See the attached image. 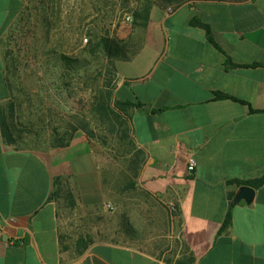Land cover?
<instances>
[{
	"label": "crops",
	"instance_id": "0c3cea01",
	"mask_svg": "<svg viewBox=\"0 0 264 264\" xmlns=\"http://www.w3.org/2000/svg\"><path fill=\"white\" fill-rule=\"evenodd\" d=\"M154 1L146 22L137 0L110 35L127 51L115 59L116 99L139 105L135 155L105 149L140 163L144 193H123L114 224V160L85 131L64 146L7 141L1 42L23 0H0V264H264V182L251 203L230 198L238 182L264 179V0Z\"/></svg>",
	"mask_w": 264,
	"mask_h": 264
},
{
	"label": "rangeland",
	"instance_id": "374dc122",
	"mask_svg": "<svg viewBox=\"0 0 264 264\" xmlns=\"http://www.w3.org/2000/svg\"><path fill=\"white\" fill-rule=\"evenodd\" d=\"M136 2L23 0L17 21L6 30L1 42V54L13 92L10 104L16 110L15 114H10L11 105L4 108L3 119L6 117L8 123L18 127L15 134L18 145L54 142V130L62 135L68 130V124H90L95 134L103 133L104 126L98 124L99 117L95 113V98L105 93L104 85L113 71L103 53L94 57L87 49L95 45L100 36H110L126 15L134 11ZM62 55L89 60L85 68L71 70L62 62ZM91 138L104 158L114 160L105 168V182L112 196L110 205L113 207L109 209L115 224L126 214L129 195L130 201H138L144 193L136 189L138 173L134 166L123 158L114 159L115 155L106 152L110 147L105 149L98 138ZM114 145L113 141L111 146ZM116 145L118 147V143ZM130 150L134 151L132 147ZM133 158L135 156H130L128 160ZM127 190L129 195L123 194ZM113 232L120 234L116 228ZM185 250L184 247L183 252ZM183 258L190 260L184 253Z\"/></svg>",
	"mask_w": 264,
	"mask_h": 264
},
{
	"label": "trees",
	"instance_id": "16d2710c",
	"mask_svg": "<svg viewBox=\"0 0 264 264\" xmlns=\"http://www.w3.org/2000/svg\"><path fill=\"white\" fill-rule=\"evenodd\" d=\"M176 0H166L167 4H171ZM125 2V1H124ZM129 2V1H128ZM154 0H138V5H136L134 16L138 20H142L146 22L149 16L150 7L155 3ZM196 23V22H195ZM193 23V24H195ZM199 25L203 26L209 31V27L201 22H197ZM87 52L94 56L97 53H103L106 58L109 60V65L112 67V75H110L109 79L104 85L105 93H101L99 97H96L97 103H93V107L95 108V113L99 117L98 124L104 128L102 129L103 133H97L96 131L91 128V125H70L68 124V130L65 131L62 135L58 133V130L55 129V144L58 145H66L69 144L74 134L79 131L83 130L89 134L91 137L98 138L103 145L111 146L112 142L118 143V147L116 145L113 146L114 151L119 156L122 153L123 147L126 145L129 148L132 147L136 148V141L134 136V128L132 124V114L131 110L133 106L139 105L138 103H133L130 101H120L116 99L115 96V88L117 83V75L115 71V59L117 57H122L126 54V49L123 41H120L116 38L110 36H100L97 43L91 47H88ZM62 62L67 66L68 69H75V68H85V64L88 63L87 58H73L68 57L66 55L61 56ZM11 108L9 107L10 114H15V106L10 104ZM3 116V115H2ZM3 118V117H2ZM7 118L4 117L2 119L3 129L5 131V135L7 137V141L11 144L18 145L17 139L15 134L18 133V127L13 123H8L6 120ZM127 141V143H126ZM123 144V145H122ZM20 146V145H18ZM139 153H141L139 151ZM134 169H136L137 173L140 168L139 162H133ZM137 175V174H136ZM264 182V179H260L258 181L253 182H238L240 185H251L253 187H258ZM230 198L234 200L233 194L230 195ZM232 218V207L228 210L224 227H227Z\"/></svg>",
	"mask_w": 264,
	"mask_h": 264
},
{
	"label": "water",
	"instance_id": "95a60500",
	"mask_svg": "<svg viewBox=\"0 0 264 264\" xmlns=\"http://www.w3.org/2000/svg\"><path fill=\"white\" fill-rule=\"evenodd\" d=\"M256 195V188L251 185H242L240 186L239 193L234 199V204H237L241 201H246L251 203Z\"/></svg>",
	"mask_w": 264,
	"mask_h": 264
},
{
	"label": "built area",
	"instance_id": "2783aa9c",
	"mask_svg": "<svg viewBox=\"0 0 264 264\" xmlns=\"http://www.w3.org/2000/svg\"><path fill=\"white\" fill-rule=\"evenodd\" d=\"M129 20H131L130 18H129ZM196 161L192 158V159H190V162H189V171H193V170H195V168H196Z\"/></svg>",
	"mask_w": 264,
	"mask_h": 264
}]
</instances>
